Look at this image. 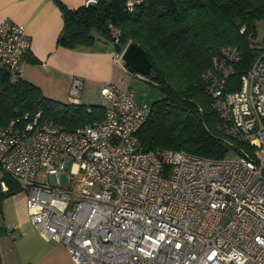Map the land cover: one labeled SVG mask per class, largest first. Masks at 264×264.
I'll return each mask as SVG.
<instances>
[{"label":"built area","instance_id":"2783aa9c","mask_svg":"<svg viewBox=\"0 0 264 264\" xmlns=\"http://www.w3.org/2000/svg\"><path fill=\"white\" fill-rule=\"evenodd\" d=\"M29 49L24 27L1 20L0 71L19 74ZM239 60L236 46H223L200 75L216 130L248 148L220 159L143 150L137 134L150 106L110 83L99 91L100 121L67 131L38 111L0 127V171L27 191L35 231L74 264H264V51L229 87ZM81 90L73 78L69 96Z\"/></svg>","mask_w":264,"mask_h":264},{"label":"trees","instance_id":"16d2710c","mask_svg":"<svg viewBox=\"0 0 264 264\" xmlns=\"http://www.w3.org/2000/svg\"><path fill=\"white\" fill-rule=\"evenodd\" d=\"M125 1L98 0L95 5L69 9L56 0L63 20L57 42L77 48L103 38L110 40L117 52L130 43L145 52L152 64L145 77L162 96L149 104V116L137 134L139 146L211 159L225 157L230 149L236 153L240 147L248 149L216 131V114L200 75L221 47L236 46L240 60L229 87L237 86L240 75L264 51V42L255 41L257 25L264 22V0H143L131 12L126 10ZM110 26L119 31L116 43ZM38 111L43 119L67 131L104 116L100 105L87 107L48 99L18 74L0 71V127ZM20 188L0 171V217L3 201ZM5 232L0 223V236Z\"/></svg>","mask_w":264,"mask_h":264},{"label":"crops","instance_id":"0c3cea01","mask_svg":"<svg viewBox=\"0 0 264 264\" xmlns=\"http://www.w3.org/2000/svg\"><path fill=\"white\" fill-rule=\"evenodd\" d=\"M58 1L74 9L88 0ZM3 19L24 27L30 49L18 76L37 86L46 98L82 105L85 87L96 85L99 91L107 83L117 87L114 74L123 67L112 60L115 50L110 40L107 44L98 38L91 46L77 48L58 44L63 20L56 0H0ZM73 78L82 80L81 94L75 99L69 96ZM5 216L3 211L1 226L6 232L0 236V264H74L64 245L43 239L29 219L13 221Z\"/></svg>","mask_w":264,"mask_h":264},{"label":"rangeland","instance_id":"374dc122","mask_svg":"<svg viewBox=\"0 0 264 264\" xmlns=\"http://www.w3.org/2000/svg\"><path fill=\"white\" fill-rule=\"evenodd\" d=\"M255 41L259 43L264 42V22H261L257 25V37ZM104 42L109 44L108 40H105ZM118 65H121V67H123L122 71L115 72L114 74L116 76L115 83L118 89L123 91L130 90L134 93L136 100L143 101L148 104H151L155 100L161 98V93L151 87L145 76L140 75L138 73L130 72L122 62V59L118 62ZM82 92L86 96V99H82L81 101L82 105L87 107L95 105H105V102L99 96V88L96 85H93L91 87H85ZM80 94L81 93H79V95ZM79 95L77 96L79 97ZM61 160H64V157L57 158L56 164L58 165ZM37 179H47L49 183H55V175H49L46 178H44L43 175H39ZM60 180L62 185L66 184L65 173L60 174ZM72 189L73 191L78 190L75 186H73ZM26 195L27 191L23 188H20V191L6 198L4 200L5 202L3 201L2 210L6 211V220L16 221L19 219H29L28 211L26 208ZM2 218L3 215L0 217L1 224L3 223Z\"/></svg>","mask_w":264,"mask_h":264},{"label":"water","instance_id":"95a60500","mask_svg":"<svg viewBox=\"0 0 264 264\" xmlns=\"http://www.w3.org/2000/svg\"><path fill=\"white\" fill-rule=\"evenodd\" d=\"M121 59L126 67L140 75L147 76L150 73L152 64L145 52L134 43L126 46Z\"/></svg>","mask_w":264,"mask_h":264}]
</instances>
